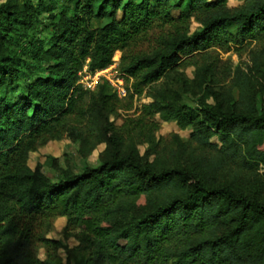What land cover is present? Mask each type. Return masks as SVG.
Listing matches in <instances>:
<instances>
[{
    "label": "trees",
    "instance_id": "trees-1",
    "mask_svg": "<svg viewBox=\"0 0 264 264\" xmlns=\"http://www.w3.org/2000/svg\"><path fill=\"white\" fill-rule=\"evenodd\" d=\"M185 1L74 0L53 16L47 47L31 32L40 6L0 2V91L21 73L45 72H34L17 98L0 95V264H264V180L254 178L264 163V41L234 67L210 53L189 56L195 77L183 85L199 94L196 106L159 85L183 55L264 39V0L234 8L188 0L174 17ZM192 15L202 29L190 33ZM154 27L160 33L149 49L130 50ZM119 49L130 96L147 90L153 98L130 119L148 129L144 156L129 123L117 127L111 118L121 99L109 79L95 89L78 83L85 66L95 74ZM157 115L192 126L190 139L174 135L159 149ZM65 135L84 158L99 144L105 149L98 166L61 169L53 181L29 155ZM59 216L79 241L64 247L66 260L61 241L48 236Z\"/></svg>",
    "mask_w": 264,
    "mask_h": 264
},
{
    "label": "rangeland",
    "instance_id": "rangeland-1",
    "mask_svg": "<svg viewBox=\"0 0 264 264\" xmlns=\"http://www.w3.org/2000/svg\"><path fill=\"white\" fill-rule=\"evenodd\" d=\"M2 1L4 0H0V2ZM40 1L41 0H32L34 7H41V14L37 23L38 27L31 30V32L34 36L41 39L43 41V44L47 47L50 45L48 25L51 23L53 16L58 14L62 6L71 5L74 0H42L41 3ZM244 2L245 0H228V6L234 8L242 5ZM188 6V0H186L182 8L176 7L173 9L172 15L177 18L182 11H187ZM121 13V10H119L118 17L121 16ZM107 21H109V19H102L98 23L103 24ZM200 29H202V23L198 20V18H196L195 15H192L190 18V33H193L194 31ZM230 29L231 31H235V28L233 26ZM159 33L160 28L154 27V29L150 30L146 36L140 38L137 41H134L131 45L130 50L136 52L149 49ZM263 41L264 39H250L242 46H236L235 44L231 43L230 49L215 45L210 47L208 51H195L188 55H183V61L181 62V64L178 67H175V69L171 70L169 72L170 74L159 82V85L161 86L167 84V87L170 88L172 92H175L174 97L179 96L182 103H185L189 106H196L199 94L193 92L192 90H186V86L183 85L184 80L191 81L195 77L196 66L193 60H188L189 56L194 54L195 56L200 57L201 55L199 54L210 53L211 57H216L220 60V66L234 67L239 62L247 60L249 50L257 47L260 43H263ZM123 53L124 51L120 49L117 50L113 58V64L103 69L104 71H97L95 75L88 70L87 66H85L84 69L80 72V79L78 83L84 86H88L90 83L93 84L98 76L100 77V79L104 76H107L109 77L108 79L110 82L113 81L114 83H117L125 88L126 94L123 96L118 95V97L121 99V105L117 109V112L111 116V118L115 122L117 127H123L126 126L127 123H129V125L127 124L128 128L133 130L132 135L138 143L140 153L144 156L146 155V151L151 147L150 142H147L146 140L148 129L143 127V130L141 131L140 128H135L136 121L130 123V119H137L141 117L143 105L153 101V98L148 95L147 90L142 94L135 93L133 94V97L130 96L129 91H132L133 79L128 78L119 68ZM115 56L117 58H115ZM30 69L33 68L30 67ZM34 72L41 75L45 74V72L40 69H36L34 70ZM34 72L26 71L24 73H21L19 75V79L15 81V83L11 87L5 88L0 91V95L8 93V95L12 99H15L23 94L25 92V85L30 82V79L32 80L36 76L34 75ZM93 75L94 78L92 79ZM226 83L227 84L225 85H229L230 81L227 80ZM155 118L159 127L155 131L154 141L158 143L159 149L169 148L173 143L174 135H177L178 138L184 142L190 139V135L193 130L192 126L182 127L177 122V120H164L158 115ZM145 120L146 122H148V119L145 118L144 123ZM211 141L218 147H220L222 144L218 134H215L211 138ZM104 149L105 144H99L95 149L91 151V153L87 157L84 158L79 152V142H75L71 140L67 135H65L61 139L51 140L44 146L38 148L36 151H32L29 155L28 164L33 169L40 168L51 180L58 181L62 176L61 169L70 168L75 173H80L83 171L86 165L98 166L101 163V155ZM154 157L155 154L153 153L149 158L153 159ZM256 169L258 170L254 178L264 180V163H260L259 166L256 167ZM53 221L54 228L51 232L48 233V236L50 238L58 239L59 241H61L62 246L60 247L59 252L66 260V252L64 247L76 246L79 241L76 237L75 231H73L71 235L67 233V217L59 216L56 217ZM39 256L41 258L45 257V249L41 248L39 250Z\"/></svg>",
    "mask_w": 264,
    "mask_h": 264
},
{
    "label": "built area",
    "instance_id": "built-area-1",
    "mask_svg": "<svg viewBox=\"0 0 264 264\" xmlns=\"http://www.w3.org/2000/svg\"><path fill=\"white\" fill-rule=\"evenodd\" d=\"M102 71H104V70H102ZM96 73H97V72H96ZM94 75H95V74H94ZM94 75L92 76V79L94 78ZM106 77H107V76H106ZM107 78H109V77H107ZM99 79H100V77L98 76V78L96 79V81H95L93 84L90 83L88 86L85 85V87L95 88V86L97 85ZM112 82H113V81H112ZM112 82H111V83H112ZM112 85L115 87V90L117 91V93H118L119 96H123V95L126 94V90H125V88H123V87L120 86L119 84L113 82Z\"/></svg>",
    "mask_w": 264,
    "mask_h": 264
}]
</instances>
